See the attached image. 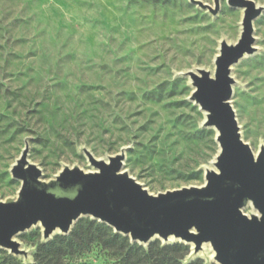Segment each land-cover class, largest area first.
Listing matches in <instances>:
<instances>
[{
	"label": "rangeland",
	"instance_id": "obj_1",
	"mask_svg": "<svg viewBox=\"0 0 264 264\" xmlns=\"http://www.w3.org/2000/svg\"><path fill=\"white\" fill-rule=\"evenodd\" d=\"M241 17L227 0L216 15L190 0H0V199L17 194L10 167L25 142L43 180L63 165L92 169L82 146L97 158L126 147L123 169L149 192L202 185L218 151L215 134L200 126L189 79L179 73L211 70L218 41L238 37ZM253 28L256 50L232 67L230 103L256 153L264 147V9ZM75 224L100 240L63 264H119L110 226L89 216ZM15 238L32 259L41 227ZM154 241L180 246L173 264H213L202 254L188 258L190 245L180 240ZM7 256L23 262L0 248V264Z\"/></svg>",
	"mask_w": 264,
	"mask_h": 264
},
{
	"label": "water",
	"instance_id": "obj_2",
	"mask_svg": "<svg viewBox=\"0 0 264 264\" xmlns=\"http://www.w3.org/2000/svg\"><path fill=\"white\" fill-rule=\"evenodd\" d=\"M216 15L213 6L190 0ZM241 10L239 35L233 42L218 41L213 70L194 68L179 73L188 77V100L204 113L201 127L213 128L217 153L204 170L202 185L149 192L123 169L126 147L106 158L95 157L86 147L90 170L77 165L62 168L48 180L28 160V142L10 167L20 181L15 197L0 199V248L31 262L30 250L15 236L32 226L41 227V241L68 234L75 222L89 216L142 245L158 238L190 245L189 257L208 244L217 264H264V147L254 153L246 143L230 103L235 80L234 64L256 47L253 21L264 6L254 0H227ZM249 206V214L244 209Z\"/></svg>",
	"mask_w": 264,
	"mask_h": 264
},
{
	"label": "trees",
	"instance_id": "obj_3",
	"mask_svg": "<svg viewBox=\"0 0 264 264\" xmlns=\"http://www.w3.org/2000/svg\"><path fill=\"white\" fill-rule=\"evenodd\" d=\"M81 229V226L75 224L68 234H55L51 239L42 241L36 247L31 262L27 264H63L64 255L79 253L84 245L96 239L100 240L92 233L82 234ZM107 233L111 245L114 246L112 255L119 264H173L182 256L174 253V249L180 248L176 244L160 246L159 241L149 242L147 252H144L143 246L131 242L128 236L114 231ZM133 246L136 251L135 257ZM5 260L7 264H25L24 261L21 263L12 256H7Z\"/></svg>",
	"mask_w": 264,
	"mask_h": 264
},
{
	"label": "bare ground",
	"instance_id": "obj_4",
	"mask_svg": "<svg viewBox=\"0 0 264 264\" xmlns=\"http://www.w3.org/2000/svg\"><path fill=\"white\" fill-rule=\"evenodd\" d=\"M213 70V68L211 69V71ZM202 112V111H201ZM202 115H203V120H204V113L202 112ZM203 120H202V122H203ZM201 122V123H202ZM201 123H200V126H201ZM208 128V127H207ZM211 129H213V128H211ZM214 130V129H213ZM214 134H215V131H214ZM216 135V134H215ZM209 167H211V165L209 166ZM197 254H202L204 257H205V259L207 260V262L208 261H212L213 262V264H217L216 263V261L214 260V253H213V250L211 249V246L209 245V243L208 244H203L202 245V247H201V249H199L198 251H197ZM210 263V262H209Z\"/></svg>",
	"mask_w": 264,
	"mask_h": 264
}]
</instances>
